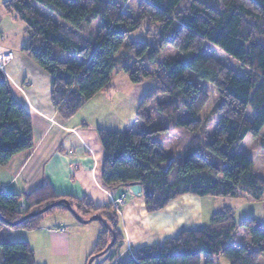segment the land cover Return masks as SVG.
<instances>
[{"label": "trees", "instance_id": "trees-1", "mask_svg": "<svg viewBox=\"0 0 264 264\" xmlns=\"http://www.w3.org/2000/svg\"><path fill=\"white\" fill-rule=\"evenodd\" d=\"M127 1L5 0L3 8L25 24L29 41L21 49L50 75L51 102L64 118L111 86L118 51L125 43L128 56L119 69L132 84L151 81L134 116L143 124L141 131L98 129L104 185L139 184L147 212L159 211L184 194L263 201L264 0H219L220 9L203 0H139L135 15L123 10ZM32 2L59 21L39 12ZM144 25L156 27V45L130 38ZM85 28L91 32L84 37ZM168 48L177 55L161 58ZM64 54L79 61L63 59ZM228 58L246 71L242 74L227 65ZM189 72L210 83L211 90L191 81ZM159 96L166 100L158 101ZM213 109L219 113L218 128L203 142L199 132ZM248 109L255 113L253 119L246 116ZM154 117L159 122L154 124ZM179 127L187 130L188 137L171 154L161 138ZM33 145L30 113L13 97L0 69V166ZM61 199L84 219L99 214L112 229L99 221L86 264L105 249L112 233L115 242L105 253L122 249L113 203L101 206L86 197L59 196L46 183L23 194L0 190V217L14 222ZM57 211L71 215L58 205L13 228L36 229L44 217ZM9 228L0 219V264H36L26 241L6 239ZM238 230L245 242L237 237ZM129 253L116 264H217L218 257L228 264H264V224L253 217L236 222L232 207L225 206L199 228Z\"/></svg>", "mask_w": 264, "mask_h": 264}, {"label": "crops", "instance_id": "crops-1", "mask_svg": "<svg viewBox=\"0 0 264 264\" xmlns=\"http://www.w3.org/2000/svg\"><path fill=\"white\" fill-rule=\"evenodd\" d=\"M4 1L0 0V36L3 37L0 53L12 50L14 57L3 72L13 97L30 113L34 145L0 166V186L3 185L0 190L23 194L46 183L56 195L86 197L101 206L125 195V204L118 211L123 246L109 255L114 264L122 255L130 256L129 250L133 248L151 246L182 230L205 225L200 209L202 199L196 196L184 194L159 211L147 212L142 195H132L129 187L104 185L101 180L104 154L98 129H118L124 117L118 111L108 110L113 83L71 117L64 118L51 102L50 75L21 49L29 41L25 24L14 13L4 10ZM138 103L134 101L132 107ZM65 214L57 211L47 215L36 229L9 228L6 239L26 241L33 250L35 263L46 259L38 264H86L100 225L98 232L87 234L86 229L75 225Z\"/></svg>", "mask_w": 264, "mask_h": 264}, {"label": "rangeland", "instance_id": "rangeland-1", "mask_svg": "<svg viewBox=\"0 0 264 264\" xmlns=\"http://www.w3.org/2000/svg\"><path fill=\"white\" fill-rule=\"evenodd\" d=\"M139 0H128L127 2H124L122 4L123 10L129 14L135 15V8ZM207 4L211 5L215 9H220V2L219 0H203ZM32 4L38 9L39 12L42 14L50 17L53 20L59 21V18L57 15L52 13L51 11L40 7L37 3L32 2ZM149 29V30H147ZM89 28H85L82 32V36H86L87 34H90ZM151 33V34H150ZM157 29L156 27L152 26L151 28H148L147 25L143 26V29L138 30L130 35V38L132 40H138V41H150L151 43H154L156 45V40H154L156 37ZM156 42V43H155ZM123 48H121L118 51V62L116 63V68L113 70L112 73V93L115 94V96H110V100L112 104L110 105L108 110H115L118 111L119 114L124 115L121 120V124L118 127V129L115 130H124V129H130V130H135V131H141L143 124L139 121L134 119V116L130 115L131 113L136 111V107H132L134 101L138 102L140 101L141 97L143 94L146 92L148 87L151 85V81L149 80H144V82L139 83V84H132L125 74L119 69L120 65L119 63L121 61H124L125 57L128 56V46L127 43H125ZM177 51L168 48L164 49L163 52L161 53L160 57H167V56H176ZM63 59L69 58V59H76L79 61V58H74L72 55H67L64 54ZM226 64L233 67L235 70L239 71L240 73H244L246 71L245 68L241 67L237 62L232 60L231 58L226 59ZM189 78L193 82H198L202 87H204L207 90H211L212 86L210 83L205 82V81H200L197 80L195 75L193 73H188ZM130 98L128 103H125V100ZM162 96L158 97V101H163L166 100V98L162 99ZM121 102V107L118 109L119 105ZM155 105V103H153ZM132 116V117H131ZM246 116L250 119H253L255 116V113L248 109ZM128 117L130 119L128 120ZM218 121H219V113L216 111V109H213L208 117L207 124L204 130L200 131L199 134L202 135V141L206 142L209 140V138L215 133V131L218 128ZM159 122L158 117H154L153 123ZM120 128V129H119ZM126 129V130H127ZM188 137V132L187 130L183 128H176L172 130L170 133L164 135L161 138L162 141V146L165 148V150L171 154L177 153L179 150V145L180 143ZM260 174L264 176V170L260 171ZM201 201V217H202V224H207L209 222V218L211 215L215 212H219L222 210L223 207L225 206H231L233 209V216L236 222L241 221L242 219L246 217H253L257 220V222L264 224V200L260 202H248L244 199H239V198H222V197H215V198H202ZM125 204V202L120 205L118 202L116 203L113 202V207L114 209L117 210V213L119 209ZM67 217L72 218L73 222L75 225L82 227L86 229L87 234L90 233V231L94 234L98 232L99 229V221H91L86 224H79L69 213L65 214ZM239 232L238 236L239 238H242L244 240V233H242V230H238ZM97 236V235H96ZM11 240V239H10ZM20 241V240H18ZM111 241V240H110ZM109 241V242H110ZM245 242V240H244ZM111 251V250H110ZM110 251L107 253L102 254L101 256H98L95 258V260L92 262V264H114V261H110L109 255ZM127 258L126 255H122L119 257L120 261H125ZM46 259H40L37 260L36 263L44 262ZM217 264H228V262L222 258L218 257L217 258Z\"/></svg>", "mask_w": 264, "mask_h": 264}, {"label": "water", "instance_id": "water-1", "mask_svg": "<svg viewBox=\"0 0 264 264\" xmlns=\"http://www.w3.org/2000/svg\"><path fill=\"white\" fill-rule=\"evenodd\" d=\"M166 167V164H162L161 165V168H164ZM129 190L130 192L132 193V195H135V196H138V195H141L142 193V189H141V186L139 184H132L129 186ZM58 205H64L65 208L71 213V215L74 217V219L80 223V224H86L88 222H91V221H100L103 223V225L109 229V230H112L110 228V226L108 225V223L106 222V220L104 218H102L99 214H93L91 215L90 217L84 219L82 216H80L79 214H77L75 212V210L71 207L70 203L65 200V199H61V200H57V201H54L44 207H42L41 209H39L38 211H35V212H31V213H28L26 215H24L23 217H21L20 219L14 221V222H8L6 221L5 219H3L2 217H0V219H2L7 225H9L10 227H14L16 225H18L20 222H22L24 219L28 218V217H31V216H37V215H41L42 213H44L45 211H47L48 209L54 207V206H58ZM115 242V236L114 234L112 233V238H111V241L106 245L105 249L98 253V254H95L93 256H91L89 258V260L87 261V264H91V262L98 256H101L102 254H104Z\"/></svg>", "mask_w": 264, "mask_h": 264}, {"label": "built area", "instance_id": "built-area-1", "mask_svg": "<svg viewBox=\"0 0 264 264\" xmlns=\"http://www.w3.org/2000/svg\"><path fill=\"white\" fill-rule=\"evenodd\" d=\"M3 37L0 36V40H2ZM14 57V52L12 50L0 53V69L4 71V67L7 63H9ZM3 185L0 186V189H2ZM119 203L122 205L125 202V195H122L119 199L116 200V203ZM130 252V250H129Z\"/></svg>", "mask_w": 264, "mask_h": 264}]
</instances>
